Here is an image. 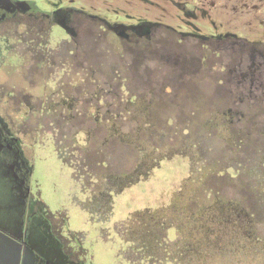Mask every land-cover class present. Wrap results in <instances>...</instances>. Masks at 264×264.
Listing matches in <instances>:
<instances>
[{
	"label": "rangeland",
	"instance_id": "rangeland-1",
	"mask_svg": "<svg viewBox=\"0 0 264 264\" xmlns=\"http://www.w3.org/2000/svg\"><path fill=\"white\" fill-rule=\"evenodd\" d=\"M9 1L49 14L74 9L108 25L148 22L152 29L139 43L119 45L102 21L79 14L77 38L93 40L91 61L77 43L75 72L62 85L41 69L29 76L31 61L0 69V92L13 93L10 102H0V113L27 145L30 170L23 209L0 161V264H31L36 257L54 264H175L140 254L131 217L172 207L192 212L214 198L240 202L263 236L264 0ZM16 21L8 38L12 54L22 57L37 32L52 45L60 32L51 27L47 35L42 15ZM74 86L76 122L40 118L44 92ZM29 99L35 105L23 103ZM88 101L93 115L85 119ZM144 105H151L150 116ZM78 165L90 167L93 182L73 179ZM91 191L111 200L104 194L93 201ZM174 235L171 228L166 238Z\"/></svg>",
	"mask_w": 264,
	"mask_h": 264
},
{
	"label": "flooded vegetation",
	"instance_id": "flooded-vegetation-1",
	"mask_svg": "<svg viewBox=\"0 0 264 264\" xmlns=\"http://www.w3.org/2000/svg\"><path fill=\"white\" fill-rule=\"evenodd\" d=\"M183 10L185 11V9ZM79 14L92 19L96 18L102 21L103 29L110 30L116 36L119 45L120 43H139L141 40L149 38L148 34L152 29V24L148 22H142L135 26H125L119 23L108 25L103 19L99 17L89 16L74 9H60L54 14H49L41 12L39 9L29 3H21L15 6L9 0H0V69L6 65H21L23 62L31 61V68H29V71L27 72L29 76L34 77L35 72L41 69L44 73V77H46L47 75L49 76L51 75V73H53L54 77L56 75V77H58L60 85H62V83L64 82V77H66L67 75H71L75 72V69H70V67L75 66V62L78 57V54H76V50H78L76 47L77 43L81 44L83 46L82 48L88 51V54L82 53L81 55L83 57H86L87 59L90 58L89 50L91 45L93 44V40L89 37L77 38L76 29L74 25H76L75 17ZM35 15H42V18L48 19L49 27L47 35L50 32L49 28L51 27L55 30L60 31L58 35L54 37V44H49L45 40V37L41 34H38L37 32L35 34V36L37 35L36 38H30L25 41V45H27L26 50L28 51V54L23 55V57L16 54H12V52L15 50V43L8 38V29L13 28L14 20L16 21L18 18L23 17L32 18L35 17ZM142 35H144V37ZM218 39H221V37L219 36ZM91 51H93L92 47ZM6 55H9L7 57H10L7 62L5 61ZM89 60L91 61V58ZM66 66H69L68 70L64 69V67ZM220 83L221 82L219 80L218 84L220 85ZM217 89L220 90V87L218 86ZM65 90L66 89L59 88L49 94H46V92H44V95H42L40 100H38V104H40V115L42 116L40 117L41 119H49L50 124L56 125L70 124L77 121L76 115H78V92L75 86L73 87V89L70 88L69 92ZM2 91L0 92V102L2 101V99L7 103L10 102L9 100L13 99V93L8 91ZM86 92L91 93V95L93 94V90L90 86H87ZM90 98H93V95ZM222 101L223 100L220 99V102ZM23 103L26 104L27 107H31L35 105L36 101L33 102V100L29 99L27 102ZM129 103H133V101L130 100ZM224 103L225 102L223 101V104ZM150 106L151 105H149V107ZM220 106L222 105L220 104ZM82 107H84L86 110L84 118H92V101H88ZM149 107H145L144 105L143 109L145 115H149V113H147V109H149ZM79 113L83 114V111H79ZM217 116L221 118L220 122H222V120H226L225 117L227 116V112H224L223 114L220 113V115ZM98 117L99 116L97 115L95 118ZM24 146L27 145L24 144L19 134L12 129L9 121H7L5 117H3L0 113V161L4 164V172L9 178V188L12 191V195L15 197V202L17 206L26 209L30 196V188L28 186L30 170L29 167L25 164V159L29 158V156H26V148ZM77 167L80 169V176L77 178V180L73 178L76 182H80L82 186L83 184L93 182L89 166L78 165ZM71 171L73 173V170ZM103 181L107 182L105 177ZM88 187L90 188L89 185ZM262 189L264 192V188ZM91 193L93 195L92 191ZM104 194L107 197L106 200H111V197H109L106 192H100L99 194L93 195L92 200L95 201L97 200V196H103ZM186 213L187 214L185 215V217H187V223L191 224L190 218L192 217V215L187 211ZM206 219V214L201 213L199 215V220L203 227H205L206 225ZM51 227L53 232L57 231L56 225L51 224ZM55 234L57 233L55 232ZM176 237L177 232L176 235H174V239ZM19 248H24V243L21 242ZM12 259H14V256ZM70 260H72L73 262L77 261L76 257H70ZM22 262L24 263V259H22ZM31 264L54 263L44 262L41 261L40 258L36 257L35 260L31 262ZM55 264H57V261Z\"/></svg>",
	"mask_w": 264,
	"mask_h": 264
},
{
	"label": "trees",
	"instance_id": "trees-1",
	"mask_svg": "<svg viewBox=\"0 0 264 264\" xmlns=\"http://www.w3.org/2000/svg\"><path fill=\"white\" fill-rule=\"evenodd\" d=\"M258 199L264 215L263 189ZM189 213L191 224L181 207L135 213L131 235L136 249L151 263L264 264V233L259 235V222L240 202L215 198ZM201 213L207 215L205 227L199 220ZM171 228L177 232L172 241L166 238Z\"/></svg>",
	"mask_w": 264,
	"mask_h": 264
}]
</instances>
